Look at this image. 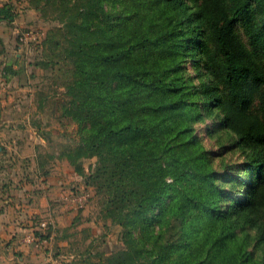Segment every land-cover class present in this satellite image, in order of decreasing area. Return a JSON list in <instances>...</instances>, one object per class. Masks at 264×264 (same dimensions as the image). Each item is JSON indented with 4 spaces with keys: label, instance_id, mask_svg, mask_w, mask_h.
<instances>
[{
    "label": "trees",
    "instance_id": "16d2710c",
    "mask_svg": "<svg viewBox=\"0 0 264 264\" xmlns=\"http://www.w3.org/2000/svg\"><path fill=\"white\" fill-rule=\"evenodd\" d=\"M66 1L81 8L45 38L44 67H73L56 116L89 125L80 145L97 164L88 178L124 229V248L99 264H249L233 230L251 225L264 242V0ZM14 13L4 4L0 21ZM194 54L208 111L243 155L234 195L187 125L180 72Z\"/></svg>",
    "mask_w": 264,
    "mask_h": 264
},
{
    "label": "rangeland",
    "instance_id": "374dc122",
    "mask_svg": "<svg viewBox=\"0 0 264 264\" xmlns=\"http://www.w3.org/2000/svg\"><path fill=\"white\" fill-rule=\"evenodd\" d=\"M11 1L12 3H9ZM9 2L7 4H12L15 17L22 14V11L31 9L36 18L26 24L21 22L11 25L16 43L12 57L8 58L9 64L5 66L0 78V153L6 156L4 161L0 159V169L8 171L18 165L21 169L30 168L25 160L23 162L20 160L21 154L23 152L26 154L27 148L30 147L21 146L23 140L37 144L41 171L48 170L52 164L57 163L53 156L47 153L44 142H50L51 147L61 151L67 173L77 178L72 179L69 184L70 196L82 197L80 202H75L73 198L76 209L82 211L88 206L89 217H85L93 219L96 223L91 244L85 249L83 243L79 242L77 247L82 248L83 253L90 254L86 261L84 260L86 264H99V260L124 248L122 240L124 229L111 221L103 205L105 196L100 193L96 183L88 178L94 173L97 164V157L87 153L80 145L81 136L87 135L89 125L87 123L80 125L65 116L61 118L56 116L57 106L67 101V97L64 96V85L70 78L68 71L70 72L73 67L68 62H60L59 66L63 67L66 74L62 71L57 72L58 64L49 63L50 67L47 68L44 67V62L49 60L43 59L45 38L53 36L65 24L59 17L72 16L74 14L67 10L74 7L77 11L81 7L72 6V2L66 0L63 2L50 0L47 4L45 0ZM107 5L111 7V4ZM114 6L116 10H120V6L114 4L111 9ZM29 31H33L34 36L21 40ZM61 33L56 35L62 36ZM61 38L63 41L64 37ZM181 68L186 102L193 104L191 111L187 112L190 118L187 125L192 128V134L197 138L203 153L210 158L217 176H222L224 188L228 189L231 195L237 194L245 174L241 166L243 155L237 144L232 143L230 133L217 118L216 112L208 111L210 104L202 91L204 83L208 82L203 63L199 56L194 54L181 63ZM52 75L55 79H52ZM59 92L61 94H58ZM215 111L218 110L215 108ZM16 156L19 158V164L13 160ZM168 202L169 197L164 204L168 205ZM158 213L159 209H156L154 212L156 218ZM233 234L244 245L245 255L241 258L247 260L249 264L264 263V242L259 240L253 226L237 224ZM88 235L86 232L83 233L84 240Z\"/></svg>",
    "mask_w": 264,
    "mask_h": 264
},
{
    "label": "crops",
    "instance_id": "0c3cea01",
    "mask_svg": "<svg viewBox=\"0 0 264 264\" xmlns=\"http://www.w3.org/2000/svg\"><path fill=\"white\" fill-rule=\"evenodd\" d=\"M9 1L0 0V7ZM35 18L27 9L11 22L0 21V78L16 43L11 25ZM49 143L44 142L46 151L57 163L48 170L41 171L37 144L28 140L21 142L30 146L27 153L19 156L30 168L0 169V264H86L90 255L77 244L83 243L85 249L91 244L96 223L85 217H89L88 206L76 209L69 184L77 178L67 173L62 152ZM0 159L4 161L5 154L0 153ZM13 160L19 164L17 156ZM43 220L49 223L46 230L39 228ZM85 232L89 235L84 240Z\"/></svg>",
    "mask_w": 264,
    "mask_h": 264
},
{
    "label": "built area",
    "instance_id": "2783aa9c",
    "mask_svg": "<svg viewBox=\"0 0 264 264\" xmlns=\"http://www.w3.org/2000/svg\"><path fill=\"white\" fill-rule=\"evenodd\" d=\"M33 34H34L33 31H29L26 34H24V36L21 37V40L27 39L28 37H32V36H34ZM74 200H75V202H80V201H82V197L80 195H76V196H74ZM48 225H49V223L47 221H41L39 223V228H40V230H46L48 228Z\"/></svg>",
    "mask_w": 264,
    "mask_h": 264
}]
</instances>
